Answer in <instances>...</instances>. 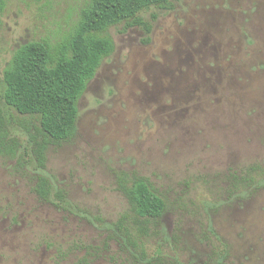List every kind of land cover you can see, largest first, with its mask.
Listing matches in <instances>:
<instances>
[{
  "label": "rangeland",
  "instance_id": "rangeland-1",
  "mask_svg": "<svg viewBox=\"0 0 264 264\" xmlns=\"http://www.w3.org/2000/svg\"><path fill=\"white\" fill-rule=\"evenodd\" d=\"M86 2L8 0L0 82L15 49L59 41ZM139 16L152 22L149 42L138 27L107 30L114 52L78 101L76 135L36 172L68 208L40 203L33 174L0 158V264L117 262L122 173L147 178L166 202L150 248L165 246L167 262L264 264V182L226 195L230 172L264 167V0H178Z\"/></svg>",
  "mask_w": 264,
  "mask_h": 264
},
{
  "label": "trees",
  "instance_id": "trees-1",
  "mask_svg": "<svg viewBox=\"0 0 264 264\" xmlns=\"http://www.w3.org/2000/svg\"><path fill=\"white\" fill-rule=\"evenodd\" d=\"M177 1L87 0L76 23L59 41H32L12 53L0 82V158L15 161L18 172L33 174V193L40 203L62 210L69 206L64 191L36 172L46 169L49 147L69 142L76 135L78 101L102 61L114 52L107 30L119 24L125 30L138 27L147 36V44L152 22L139 14L151 8L171 11ZM7 4L8 0H0V27ZM262 182L263 166L230 172L226 195L233 198L258 190ZM117 185L128 208L110 231L109 240L119 248L114 264H176L167 262L165 246L150 248L161 236V220L167 212L164 199L147 178L136 173L120 174ZM177 243L178 237L172 235L171 244L176 248Z\"/></svg>",
  "mask_w": 264,
  "mask_h": 264
}]
</instances>
